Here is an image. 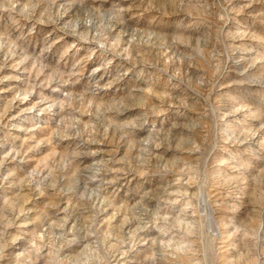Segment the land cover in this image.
<instances>
[{
    "label": "rangeland",
    "instance_id": "rangeland-1",
    "mask_svg": "<svg viewBox=\"0 0 264 264\" xmlns=\"http://www.w3.org/2000/svg\"><path fill=\"white\" fill-rule=\"evenodd\" d=\"M0 264H264V0H0Z\"/></svg>",
    "mask_w": 264,
    "mask_h": 264
}]
</instances>
